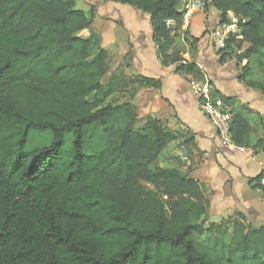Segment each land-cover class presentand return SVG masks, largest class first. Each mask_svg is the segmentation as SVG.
<instances>
[{"label": "trees", "instance_id": "1", "mask_svg": "<svg viewBox=\"0 0 264 264\" xmlns=\"http://www.w3.org/2000/svg\"><path fill=\"white\" fill-rule=\"evenodd\" d=\"M103 1L149 14L161 63L207 81L182 55V34L193 56L199 42L184 29L182 0ZM202 1L221 22L230 11L238 17L241 37H229L220 62L247 60L239 81L264 92V0ZM93 16L75 0H0V264H264L263 226H250L240 211L207 221L214 191L191 176L193 167L159 163L176 141L191 162L190 145L202 158L193 133L152 116L137 129L136 105L110 103L130 83L161 89L162 80L129 82L115 71L104 83L111 54L92 30ZM252 59L263 80L248 78ZM209 84L231 107L235 145L264 150L263 138L251 144L244 108L253 111ZM259 176L249 179L253 187Z\"/></svg>", "mask_w": 264, "mask_h": 264}, {"label": "crops", "instance_id": "2", "mask_svg": "<svg viewBox=\"0 0 264 264\" xmlns=\"http://www.w3.org/2000/svg\"><path fill=\"white\" fill-rule=\"evenodd\" d=\"M119 6L120 10H122L125 4H119ZM213 10L216 12L215 18L220 16V11L210 6L209 13L212 14ZM147 15L145 18L148 20L150 19V15ZM195 17L196 15H193L189 20L185 19L184 27L188 29L190 34L199 38V31L194 32L193 30V19ZM211 21L212 19L203 23V29L208 26L210 28ZM125 25L136 40L135 48L138 46L142 48L139 51H134L133 66L137 69V72H135L136 76L143 75L162 80L161 89L140 87L137 91L133 92L135 93V97L131 102L137 106L140 117L152 116L164 122L163 117L169 118L170 115H175L181 123L180 125L188 127L193 133L195 142L203 152V156L201 161L191 170V176L207 184L209 191H214L210 197V221L220 222L233 215L236 211H240L247 216H253L257 220L264 218V209L260 208L251 198V191L256 190L260 193V190L258 187L251 188L249 182L250 178L259 175L264 166V150H259L255 153L253 148L245 147V151H241L239 146L233 147L223 144L220 141L216 127L210 122L202 109L199 94L193 91V80L191 81L188 75L176 73L175 65L164 66L161 63L157 55V46L152 37V25L146 26L147 32L144 35L143 41L140 40L142 42L137 41L136 28L133 29L129 26L127 18ZM206 25L208 26L206 27ZM203 40L200 39L198 42L199 50L196 55V62L206 72L207 79L210 78L213 81L212 78L215 73L211 67V59L206 58V54L209 51L202 48ZM210 46L213 47V43ZM210 46L209 49L211 48ZM151 48L152 53L150 51ZM153 62L163 68V74H158L151 67ZM176 76H180L189 82L191 81V85L186 82V88L182 89V92L169 90L167 79ZM213 83L215 84V81ZM231 84L228 85L226 81L223 86L217 88L226 96L233 97V91H235L242 105L245 104L255 113L264 114V92L254 89L260 93L250 96L251 88L245 86L237 78L232 79ZM155 100L159 102L157 106H155ZM192 109L194 113L198 111L202 114V122L195 119L194 114L191 112ZM256 141H254V134L252 132L251 144L254 145Z\"/></svg>", "mask_w": 264, "mask_h": 264}, {"label": "rangeland", "instance_id": "3", "mask_svg": "<svg viewBox=\"0 0 264 264\" xmlns=\"http://www.w3.org/2000/svg\"><path fill=\"white\" fill-rule=\"evenodd\" d=\"M75 1L77 8L83 9L87 12L92 10L94 14L93 23L91 26L92 30L100 35L102 46L106 48L111 54L110 71L104 77L103 82L106 83L111 73L115 71L117 73H122L123 77H125L127 81L130 82L131 79L136 77L135 72H137V69L134 68L133 66L134 51H139L142 48L140 46L135 48L136 40L134 36L131 34V32L128 31V27L125 25V21L127 18V22L129 26L133 29L136 28L135 31H137V37H138L137 41L140 40L143 41L144 35L147 32L146 26L151 24L150 19L147 20L145 18V16L148 15L143 11L134 8L133 6L126 4L124 8L120 10L119 4L116 3L115 1H103V0H75ZM190 1L191 0H182L180 3V7L188 8V4ZM199 8L200 10L194 9L191 15H189L185 19L189 20L193 15H196L194 19L192 18L193 30L194 32L199 31V40L204 39L202 43V48L209 51L206 54V58L209 60L211 59L212 62L211 67L215 73L212 79L213 81H215V84L210 78L207 80L211 81L213 83L212 86L216 88L219 86L220 87L223 86L226 81L228 85H232L231 80L234 78H237V80H239L238 77L239 75H241L242 67L247 63V60L240 61L238 58L233 57V58H227L224 62H220L221 54L218 52L219 50L215 47V44H213V47L210 46L211 43H213L214 41L213 35L217 23L220 22V16L215 18L214 15L216 14V12L214 10H213L214 14L209 13L210 5L205 4L204 1H202V3L199 4ZM211 19H212L211 27L208 28L209 26L206 25V27L207 26L208 27L203 29V23H206V21ZM184 29L188 30L185 27ZM89 34L90 31L88 29L80 33V35L83 36H88ZM181 40L185 45L184 51L182 53L183 57L187 59V61H196L197 60L196 56H193L194 45H192L191 42L185 39L183 34L181 35ZM209 46L211 47L210 49ZM246 46H248V44H246L245 47ZM198 50H199V46H198ZM150 51L152 53V48L150 49ZM251 63L253 65L252 74H250L248 78L263 80L262 70L258 69L255 66V64L253 63V59ZM151 67H153V69H155L158 74H163L164 72L163 68H161L154 62L152 63ZM186 82H188V84L191 85L190 83L191 81L189 82L188 80L180 76L169 77L167 79V87L169 88V90L175 92L177 91L182 92V89L186 88ZM199 84L201 85V87H203V84H201V82ZM140 87L142 86H139L138 84L130 83L127 88L113 95L109 99L110 103L121 104L124 102H131L135 97V93L133 92L137 91ZM193 91L199 94V92H196L194 88ZM258 91L251 89L250 96L255 95V93L256 94L260 93ZM233 94H234L233 97L236 101L234 107L237 108L243 107L240 99H238L239 96L237 95V93L233 91ZM200 101L202 104L203 103L202 98ZM155 103H156L155 106L159 104L157 100H155ZM162 103L164 102L162 101ZM234 107L232 106V109ZM226 109L231 111V107H227ZM191 112L194 114L196 120L202 122L203 120L202 114H200L198 111L194 113L193 109L191 110ZM247 112H249L248 109L244 108V113L253 127L254 141L258 140L259 138L264 139V114L261 115L260 113H255V112L247 113ZM146 118L147 117H141V120L135 125V127L137 129H142L147 121ZM163 119H164V124L167 125L170 129L174 131H178L180 129L181 131H184L186 134L190 136L192 135V132L188 127H182L180 125L181 123L179 122V120L175 115H170L169 118L163 117ZM190 146H191V150L193 151L194 162H191V159L188 158L187 149L181 144L180 141H176L173 142L170 145V147L163 153L161 159L159 160V163L164 166L178 167L183 172H187L189 170V167H195V165H197L202 159L198 151L193 148V145ZM251 188L254 189L252 185ZM208 192H209V188H208ZM251 198L256 202L258 206H260V208L264 209V199L262 197L261 191L260 193L256 190L251 191ZM231 217H233V219L234 218L236 219L238 217V211H236ZM246 220L247 223L252 227H262V226L264 227V218L257 220L253 216H247ZM207 221H210V215H208ZM231 232L232 230L227 235L228 238H230ZM200 240L205 242L207 240V237L202 236Z\"/></svg>", "mask_w": 264, "mask_h": 264}, {"label": "built area", "instance_id": "4", "mask_svg": "<svg viewBox=\"0 0 264 264\" xmlns=\"http://www.w3.org/2000/svg\"><path fill=\"white\" fill-rule=\"evenodd\" d=\"M201 3L202 0H191L188 4L185 18L191 15L194 9L200 10L199 4ZM227 19L228 20L225 22H218L215 27L213 44H215V47L218 50L226 47L229 37H241L240 29L238 26L239 19L235 15V13L232 11L228 12ZM167 26L174 27L175 21L172 19L167 20ZM199 83L200 82L192 81V86L196 92H199L200 98H202L203 100V103L201 104L202 109L205 112L206 116L209 118L210 122L216 127L220 141L223 144L237 147L231 136L232 113L228 109L222 107L221 102L216 101L212 97L209 80H207L206 82H201V84H203V87H201ZM239 149L241 151H245V147H239ZM259 175L258 188L261 191L262 197L264 199V166L262 167Z\"/></svg>", "mask_w": 264, "mask_h": 264}]
</instances>
